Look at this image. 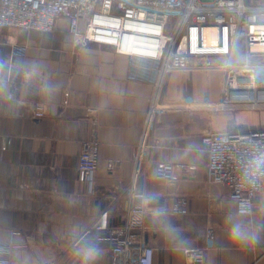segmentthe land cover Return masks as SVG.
Returning <instances> with one entry per match:
<instances>
[{"label": "crops", "instance_id": "obj_1", "mask_svg": "<svg viewBox=\"0 0 264 264\" xmlns=\"http://www.w3.org/2000/svg\"><path fill=\"white\" fill-rule=\"evenodd\" d=\"M67 26L58 16L49 32L0 27V243L13 244L8 263L110 264V232L85 231L103 210L109 228L123 226L137 205L145 210L146 229L138 233L153 249V264H192L183 251L189 246L204 248L202 264H264V188L250 213L238 212L229 189L208 179L200 140L207 129L264 127V111L211 109L218 70L172 72L162 90L167 110L154 120L136 178L140 195L132 197L155 82L135 77L124 54L82 43ZM248 112L262 116L230 121ZM90 139L98 142L97 165L85 172L78 157ZM161 162L196 168L175 170L168 184L156 176Z\"/></svg>", "mask_w": 264, "mask_h": 264}, {"label": "built area", "instance_id": "obj_2", "mask_svg": "<svg viewBox=\"0 0 264 264\" xmlns=\"http://www.w3.org/2000/svg\"><path fill=\"white\" fill-rule=\"evenodd\" d=\"M65 16L68 32L82 43L110 47L128 58L132 74L152 79L156 92L146 112L138 144L130 195L135 186L148 136L157 115L166 111L162 90L176 71L208 69L221 73L217 109L264 111V0H0V27L49 32ZM2 66L0 64V79ZM38 116L42 115L37 110ZM208 179L229 189L237 211L250 213L253 198L264 188V127L240 131L204 130ZM158 144L155 140L153 146ZM98 142H82L78 169L95 170ZM116 167L110 161L108 169ZM194 164L161 162L156 176L174 184L175 170L194 171ZM184 211L181 205L176 211ZM123 226L109 228L103 210L85 234L109 231L110 264H153V249L141 238L145 210L131 205ZM211 230L208 238H211ZM13 244L0 243V264ZM192 264H202L204 248H183Z\"/></svg>", "mask_w": 264, "mask_h": 264}, {"label": "rangeland", "instance_id": "obj_3", "mask_svg": "<svg viewBox=\"0 0 264 264\" xmlns=\"http://www.w3.org/2000/svg\"><path fill=\"white\" fill-rule=\"evenodd\" d=\"M205 73L207 72V71H204ZM206 81H208V83L206 84V86H210V87H212V89L214 88V78L213 77H210L209 79H205ZM211 101V100H210ZM211 102H213V103H210V108L211 109H213L214 110V108L215 109H217V106H216V104H214L215 102L214 101H211ZM213 104V105H212ZM214 107V108H213ZM212 110V111H213ZM218 110V109H217ZM219 110H221V111H223V110H225V111H230V110H228L227 108H225V109H219ZM254 111H256V110H254ZM214 112V111H213ZM260 116H262V114H259V112L258 113H253V112H248V113H246V115H242V113L239 115V114H237V113H233L232 114V117H231V119H230V121L231 122H233V123H237V121H239V120H248V121H255L257 118L259 119L260 118ZM264 116V115H263Z\"/></svg>", "mask_w": 264, "mask_h": 264}, {"label": "clouds", "instance_id": "obj_4", "mask_svg": "<svg viewBox=\"0 0 264 264\" xmlns=\"http://www.w3.org/2000/svg\"><path fill=\"white\" fill-rule=\"evenodd\" d=\"M237 236L239 235V233H235ZM95 254V249H88V255H94Z\"/></svg>", "mask_w": 264, "mask_h": 264}, {"label": "water", "instance_id": "obj_5", "mask_svg": "<svg viewBox=\"0 0 264 264\" xmlns=\"http://www.w3.org/2000/svg\"><path fill=\"white\" fill-rule=\"evenodd\" d=\"M231 130H235V129L232 128V129H229V130H227V131H231ZM240 131H247V129H240Z\"/></svg>", "mask_w": 264, "mask_h": 264}, {"label": "bare ground", "instance_id": "obj_6", "mask_svg": "<svg viewBox=\"0 0 264 264\" xmlns=\"http://www.w3.org/2000/svg\"><path fill=\"white\" fill-rule=\"evenodd\" d=\"M204 70H208V69H204Z\"/></svg>", "mask_w": 264, "mask_h": 264}]
</instances>
